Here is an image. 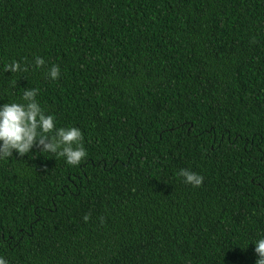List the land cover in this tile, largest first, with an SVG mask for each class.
<instances>
[{
  "label": "trees",
  "instance_id": "16d2710c",
  "mask_svg": "<svg viewBox=\"0 0 264 264\" xmlns=\"http://www.w3.org/2000/svg\"><path fill=\"white\" fill-rule=\"evenodd\" d=\"M28 88L88 155L0 159L7 264H256L264 0H0V106Z\"/></svg>",
  "mask_w": 264,
  "mask_h": 264
},
{
  "label": "clouds",
  "instance_id": "9594fccd",
  "mask_svg": "<svg viewBox=\"0 0 264 264\" xmlns=\"http://www.w3.org/2000/svg\"><path fill=\"white\" fill-rule=\"evenodd\" d=\"M45 65L43 58H35V68L40 69ZM4 71L26 73L29 66L13 61L5 65ZM47 75L51 80H58L61 75L59 66L52 65ZM38 93L39 89L28 88L22 96L24 103L13 102L0 106V159L11 157L14 151L24 156L37 146L42 149V153L63 157L68 165L79 166L88 155L83 133L76 127L57 128L54 116L46 114L37 101ZM177 175L183 178L185 184L193 187L203 184V176L190 170L181 169ZM90 219V214L83 217L85 223ZM255 252L260 257L256 264H264V238L255 242ZM0 264H7L6 259L0 257Z\"/></svg>",
  "mask_w": 264,
  "mask_h": 264
}]
</instances>
